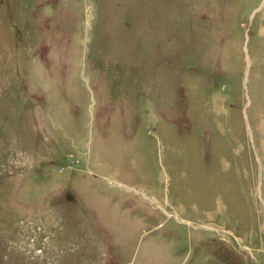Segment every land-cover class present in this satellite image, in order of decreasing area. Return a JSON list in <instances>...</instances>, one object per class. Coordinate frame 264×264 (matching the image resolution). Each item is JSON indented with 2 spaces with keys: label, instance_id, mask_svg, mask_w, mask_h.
Instances as JSON below:
<instances>
[{
  "label": "rangeland",
  "instance_id": "374dc122",
  "mask_svg": "<svg viewBox=\"0 0 264 264\" xmlns=\"http://www.w3.org/2000/svg\"><path fill=\"white\" fill-rule=\"evenodd\" d=\"M0 264H264V0H0Z\"/></svg>",
  "mask_w": 264,
  "mask_h": 264
}]
</instances>
